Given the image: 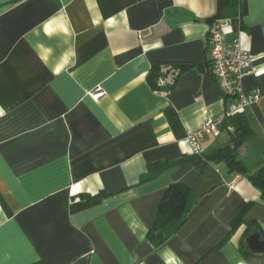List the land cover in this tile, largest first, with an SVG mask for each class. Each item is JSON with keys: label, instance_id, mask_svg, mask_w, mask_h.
Returning a JSON list of instances; mask_svg holds the SVG:
<instances>
[{"label": "crops", "instance_id": "obj_1", "mask_svg": "<svg viewBox=\"0 0 264 264\" xmlns=\"http://www.w3.org/2000/svg\"><path fill=\"white\" fill-rule=\"evenodd\" d=\"M215 17L233 19L225 45L239 38L253 58L244 86L261 93L245 111L256 139L241 158L254 172L264 0H0V264H264L246 242L264 239L261 193L206 160L229 134L205 137L202 156L188 143L225 119L207 44ZM183 63L197 66L171 93L155 90L154 66ZM174 183L196 203L157 247L148 235Z\"/></svg>", "mask_w": 264, "mask_h": 264}, {"label": "trees", "instance_id": "obj_2", "mask_svg": "<svg viewBox=\"0 0 264 264\" xmlns=\"http://www.w3.org/2000/svg\"><path fill=\"white\" fill-rule=\"evenodd\" d=\"M218 18L222 17H215L213 21ZM196 66V64L190 63L173 64L169 67L156 65L149 74V81L155 90L169 94L173 90L174 83L178 78L183 73L196 68ZM210 68L213 75L212 65ZM160 79L166 82L165 87L159 85ZM224 122L226 125H232L235 131L229 134V141L209 153L206 156V160L208 162L225 163L229 171L246 176L259 190L261 199L264 202V163L256 171L252 172L241 158L244 146H247L251 140L256 139L252 119L246 112H242L234 115L232 118L225 119ZM195 203L196 198L190 186L184 183L170 185L160 205L157 223L150 231L148 239L157 247L165 244L186 222L188 214ZM242 249L245 251L244 244L242 245Z\"/></svg>", "mask_w": 264, "mask_h": 264}, {"label": "built area", "instance_id": "obj_3", "mask_svg": "<svg viewBox=\"0 0 264 264\" xmlns=\"http://www.w3.org/2000/svg\"><path fill=\"white\" fill-rule=\"evenodd\" d=\"M232 23L231 18L216 19L211 24L207 37L212 73L222 96L228 100L225 119L245 112L261 94L259 89L248 91L244 86V79L252 70L253 58L242 47L241 40L237 38L229 45L224 43V33ZM159 85L165 87L166 82L160 79ZM104 95L105 91L102 88L91 93L95 100ZM224 120L209 118L197 131L189 135L188 143L194 155H202L205 137L219 138L223 133L230 134L235 131L234 127L226 125ZM239 178L240 175H237L235 183Z\"/></svg>", "mask_w": 264, "mask_h": 264}, {"label": "water", "instance_id": "obj_4", "mask_svg": "<svg viewBox=\"0 0 264 264\" xmlns=\"http://www.w3.org/2000/svg\"><path fill=\"white\" fill-rule=\"evenodd\" d=\"M249 249L252 252L262 253L264 252V239L261 238V235L259 233H255L251 235L246 240Z\"/></svg>", "mask_w": 264, "mask_h": 264}, {"label": "rangeland", "instance_id": "obj_5", "mask_svg": "<svg viewBox=\"0 0 264 264\" xmlns=\"http://www.w3.org/2000/svg\"><path fill=\"white\" fill-rule=\"evenodd\" d=\"M226 139H227V137H226L225 135H223L221 138H219V142H220V143H223V142H225V141H226ZM246 147H247V146H244V148L242 149V152H241V154H243V153H244V151H245Z\"/></svg>", "mask_w": 264, "mask_h": 264}]
</instances>
